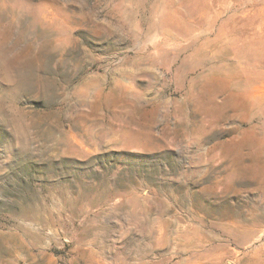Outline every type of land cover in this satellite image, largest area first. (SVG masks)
<instances>
[{
    "label": "rangeland",
    "instance_id": "374dc122",
    "mask_svg": "<svg viewBox=\"0 0 264 264\" xmlns=\"http://www.w3.org/2000/svg\"><path fill=\"white\" fill-rule=\"evenodd\" d=\"M0 264H264V0H0Z\"/></svg>",
    "mask_w": 264,
    "mask_h": 264
}]
</instances>
